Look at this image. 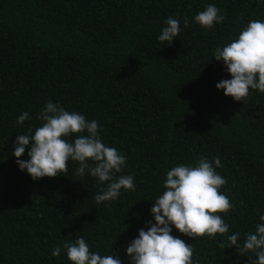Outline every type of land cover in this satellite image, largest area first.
<instances>
[{"label": "trees", "instance_id": "16d2710c", "mask_svg": "<svg viewBox=\"0 0 264 264\" xmlns=\"http://www.w3.org/2000/svg\"><path fill=\"white\" fill-rule=\"evenodd\" d=\"M209 4L224 20L207 29L194 17ZM169 16L181 32L166 44L157 37ZM252 20L264 21V0H0V264H72L63 244L79 237L90 252L131 264L126 248L155 223L166 172L201 156L220 158L219 191L233 208L218 214L229 231L193 238L171 226V234L191 245L193 264L256 259L220 245L233 233L243 245L264 223V93L226 96L216 85L231 75L214 57ZM49 101L98 122L102 142L126 157L117 177L131 175L134 190L98 204L108 182L78 176L76 161L56 177L20 170L16 136L30 127L34 135ZM24 112L30 119L18 124Z\"/></svg>", "mask_w": 264, "mask_h": 264}, {"label": "clouds", "instance_id": "9594fccd", "mask_svg": "<svg viewBox=\"0 0 264 264\" xmlns=\"http://www.w3.org/2000/svg\"><path fill=\"white\" fill-rule=\"evenodd\" d=\"M223 20L220 10L212 4L194 17L196 23L207 29ZM165 24L157 39L171 44L181 32L180 23L169 16ZM184 25H189L187 18ZM214 57L223 61L231 75V79H223L216 85L217 89L224 90L226 96L245 102L250 89L264 93V21H249L237 39L215 50ZM36 118L43 122L42 126L35 129L34 135L31 134V127L29 134L17 135L13 148L20 170L26 171L33 180L66 174L71 159L79 163L76 170L78 176L87 171L102 184L108 182L106 189L94 196L98 204L117 199L121 189L134 190L131 175L117 177L116 174L126 164V157L102 142L97 121H88L84 115L69 112L52 101ZM28 119L29 113L24 112L17 118V123L23 124ZM73 135L74 141L69 142L67 138ZM29 145L30 159H19ZM89 161L93 164L90 165ZM220 165L219 156L214 160L201 156L195 166L180 164L166 172L165 190L154 199L150 209L155 223L148 221V229H140L138 237L126 248L131 264H193V248L173 236L171 226L193 238H215L217 234L228 233L229 225L218 213H227L233 204L219 191L227 183L216 172V167ZM259 219L264 222V215H260ZM239 236V233L229 235L228 244L220 246L227 248L235 245L237 252L255 254L256 259H250V264H264V223H258L255 232L246 235L243 245L239 243ZM63 248L72 264H122L118 255L101 256L90 252L83 237L64 243ZM60 252L58 246L52 255L59 256Z\"/></svg>", "mask_w": 264, "mask_h": 264}]
</instances>
